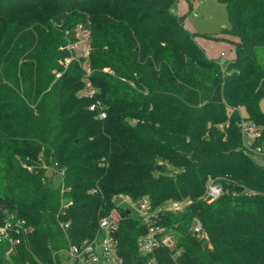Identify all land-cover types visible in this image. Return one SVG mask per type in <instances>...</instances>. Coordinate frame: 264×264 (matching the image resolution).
I'll return each mask as SVG.
<instances>
[{
    "label": "trees",
    "instance_id": "1",
    "mask_svg": "<svg viewBox=\"0 0 264 264\" xmlns=\"http://www.w3.org/2000/svg\"><path fill=\"white\" fill-rule=\"evenodd\" d=\"M218 1L228 26L215 39L237 38L223 68L174 0H0V225L29 227L12 255L0 242V264H74L62 250L92 237L120 194L147 197L174 243L141 254L146 224L118 207L123 264H264V162L243 149L239 127L261 125L264 144V0ZM79 23L90 32L88 76L59 63L64 32ZM83 79L93 95L77 94ZM209 181L223 190L210 203ZM168 200L187 203L166 211ZM195 218L206 239L190 231Z\"/></svg>",
    "mask_w": 264,
    "mask_h": 264
},
{
    "label": "built area",
    "instance_id": "2",
    "mask_svg": "<svg viewBox=\"0 0 264 264\" xmlns=\"http://www.w3.org/2000/svg\"><path fill=\"white\" fill-rule=\"evenodd\" d=\"M64 34L66 41L60 48L66 50L68 56L60 60L59 63L66 67L70 61H77L82 71L88 76L91 73L89 59L91 40L89 29L82 23H79L71 31L65 30ZM218 62L221 68L226 65L227 59L224 52L220 53ZM86 94L90 96L94 94V89L90 84L86 87ZM89 109L91 111L97 110V117L99 119L106 117L105 111L97 109L95 104L90 105ZM239 127L243 138V149L251 155L263 153L264 144L258 145L255 143L261 135L262 126L251 120L241 118ZM222 193L223 190L220 185L209 181L203 199L210 203L216 200ZM113 200L116 205L115 208L99 219L97 230L92 237L86 238L80 243L68 242L66 248L62 250L64 255L74 264H123L122 258L117 253V240L115 237L119 221L116 210L118 207H123L129 210L130 213L133 210L136 213L135 217L146 224V232L138 237V250L141 254L146 255L151 253L158 246H166L172 249L174 243L167 234L165 227L154 223L153 218L155 214L150 210V201L147 197L144 196L140 200L134 201L129 195L120 194L113 197ZM183 208L176 207L174 210L182 211ZM69 225V221H59V226L65 233ZM28 229L29 227L25 226L23 220H16L14 223L6 221L3 225H0V242L6 241L9 244L6 255L13 253L15 245L20 241V234H25ZM190 231L198 238H207L199 219H193ZM179 253L180 251L177 250L174 255H179ZM147 264L157 263L154 259H151Z\"/></svg>",
    "mask_w": 264,
    "mask_h": 264
},
{
    "label": "rangeland",
    "instance_id": "3",
    "mask_svg": "<svg viewBox=\"0 0 264 264\" xmlns=\"http://www.w3.org/2000/svg\"><path fill=\"white\" fill-rule=\"evenodd\" d=\"M190 4L191 10L189 9ZM173 10H175V14L183 18L184 27L194 34V39L200 43L206 44L207 55L210 59H218L221 51L227 54V59L232 60L234 58V50L231 43L225 40L212 38L220 35L221 30L228 26V18L224 3L218 0H174ZM83 83V87L77 92V94L81 96L86 93L87 85H91L88 79H83ZM259 107L260 110L264 112V97L260 100ZM239 111L242 117L246 116L247 113L244 107H240ZM252 156L256 161L264 162V153H257ZM157 162L159 164H165L170 171L174 168L171 163L165 160L157 159ZM47 176L48 179L51 180V185H59L60 173L57 172L56 169L48 167ZM185 205L186 201L168 200L162 204V209L166 211H175L174 209L176 207L183 208ZM131 214L136 216L133 210H131Z\"/></svg>",
    "mask_w": 264,
    "mask_h": 264
},
{
    "label": "crops",
    "instance_id": "4",
    "mask_svg": "<svg viewBox=\"0 0 264 264\" xmlns=\"http://www.w3.org/2000/svg\"><path fill=\"white\" fill-rule=\"evenodd\" d=\"M174 12H175V10H173ZM176 13V12H175ZM218 38V37H220V35H217V36H214V38ZM220 40H225V41H227V42H229V43H231L232 44V42H234V41H237V38L236 37H227V38H225V39H220ZM196 41V40H195ZM197 42V44L204 50V52H205V54L207 55V51H206V44H203V43H200V42H198V41H196ZM222 44V43H221ZM232 46H233V50H234V45L232 44ZM221 52H224V51H221ZM220 52V53H221ZM220 53H219V58L218 59H216V60H219L220 59ZM225 53V52H224ZM226 53H225V57H226ZM207 57H209L208 55H207ZM227 59V58H226ZM227 60H229V59H227ZM263 153H264V151H263Z\"/></svg>",
    "mask_w": 264,
    "mask_h": 264
},
{
    "label": "water",
    "instance_id": "5",
    "mask_svg": "<svg viewBox=\"0 0 264 264\" xmlns=\"http://www.w3.org/2000/svg\"><path fill=\"white\" fill-rule=\"evenodd\" d=\"M236 190H237L238 192H242V191H243V188H242V187H236ZM204 247H206V244L204 245Z\"/></svg>",
    "mask_w": 264,
    "mask_h": 264
}]
</instances>
